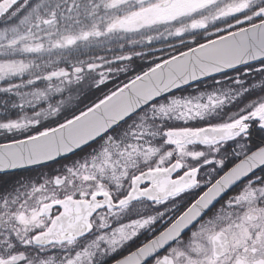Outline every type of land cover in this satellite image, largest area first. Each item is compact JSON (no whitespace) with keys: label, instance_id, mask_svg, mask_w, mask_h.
<instances>
[{"label":"snow or ice","instance_id":"1","mask_svg":"<svg viewBox=\"0 0 264 264\" xmlns=\"http://www.w3.org/2000/svg\"><path fill=\"white\" fill-rule=\"evenodd\" d=\"M0 94V264H264V0H0Z\"/></svg>","mask_w":264,"mask_h":264},{"label":"trees","instance_id":"2","mask_svg":"<svg viewBox=\"0 0 264 264\" xmlns=\"http://www.w3.org/2000/svg\"><path fill=\"white\" fill-rule=\"evenodd\" d=\"M155 43H159V42H155ZM176 43H177L176 40H175V41H165V42L160 43L158 46L156 45V47H155L154 45H151V47H152V48H161V47H163V48L165 49V52H167V51H169V49L167 48V45H168V44H176ZM135 50H136V51H146V49L143 48V47H141V46H137V47L135 48ZM97 54H103V53H97ZM155 55H156V56H159L160 53L157 52V53H155ZM151 58H152L151 55H149V56H145L143 60H141V59H139V58H134V59H133V62H132V65L135 66L137 69H139V68H141V67H146V66H148V61H149ZM241 69H242V68H241ZM228 75H232V72H229ZM215 78L218 79V78H220V77H219V75H217ZM124 79H126V77L123 76V75H121V76H120V80H124ZM115 82H118V81H114V82H112V83H109L106 87H107V88H111V87H113V83H115ZM208 82H209V81H204V83H208ZM189 90H190V89H189ZM104 91H106V88H103V87H102L99 91H92V92H90V93L88 94L87 98L85 99L84 103H89V102H91V101L94 100L95 98L101 96V95L103 94ZM3 99H5V97L3 96V94H0V100H3ZM17 114H18L17 110H12V111H10V113H9V115H10L12 118H15ZM0 118H3V117L0 116ZM45 126H51V125H47V124H46ZM37 130H42V129L38 128ZM28 134H32V132H29ZM11 138H12V137H11V134H8V138L6 139V138H5V134L0 133V143H7L8 140L11 139ZM15 138H21V137L17 136V137H15ZM48 167H52V168H54V167H56V165H49ZM27 172H29V171H23V170H22V171H16L15 174H23V173H27ZM13 173H14V172H13ZM257 174H259V173H257ZM229 195H231V193H230ZM225 198H226V197H225ZM150 237H151L150 235H148V234L145 235V234H144V235L141 237V239H140V243H137L133 248L139 246L141 243L145 242V241H146L147 239H149Z\"/></svg>","mask_w":264,"mask_h":264},{"label":"flooded vegetation","instance_id":"3","mask_svg":"<svg viewBox=\"0 0 264 264\" xmlns=\"http://www.w3.org/2000/svg\"><path fill=\"white\" fill-rule=\"evenodd\" d=\"M240 71L242 72L243 69H240ZM232 75H234V73H232ZM230 76H231V75H230ZM218 79H220V78H218ZM256 79H258V78H256ZM251 82H253V80H252V79H249V83H251ZM189 91H191V90H189ZM257 135H258V134H254V139H255V137H256ZM233 146H234V145H232V144H228V145L225 147L224 150H225V151H228V150H230ZM229 166H231V165L229 164ZM225 170H226V169H225ZM15 173H16V172H14V173L12 172L11 175H13V176H26V175H29V174H30L29 172H27V173H23V174H15ZM257 175H258V174H257ZM199 191H203V189H200ZM199 191L191 192V193H189L188 195L183 196L182 199H183V200H186V201H188V202H190V198H195V196L199 195ZM162 223H163V222L158 223V224L156 225V228L159 229V230H162V228H161V224H162ZM165 226H166V225H165ZM144 234H145V235L148 234V235L151 236L150 233H143L142 235L139 236V238H138L137 240H135L133 243H131L130 245H128L127 247H125L123 250L119 251L116 255H114V256L112 257V259L108 261V263H110L111 261H113V260H115V259L121 257L122 255L128 253L130 250H133V249H134L133 247H134L137 243H140V239H141V237H142Z\"/></svg>","mask_w":264,"mask_h":264},{"label":"rangeland","instance_id":"4","mask_svg":"<svg viewBox=\"0 0 264 264\" xmlns=\"http://www.w3.org/2000/svg\"><path fill=\"white\" fill-rule=\"evenodd\" d=\"M166 41H175V39L170 38V39H168ZM162 42H165V41H160L159 43H153L152 45H154L156 47V45L158 46Z\"/></svg>","mask_w":264,"mask_h":264},{"label":"water","instance_id":"5","mask_svg":"<svg viewBox=\"0 0 264 264\" xmlns=\"http://www.w3.org/2000/svg\"><path fill=\"white\" fill-rule=\"evenodd\" d=\"M127 255V254H126ZM120 259V258H119ZM110 264H113V262L112 263H110Z\"/></svg>","mask_w":264,"mask_h":264}]
</instances>
